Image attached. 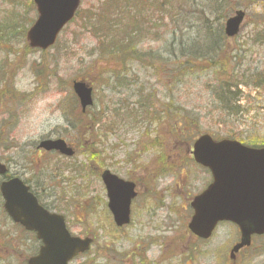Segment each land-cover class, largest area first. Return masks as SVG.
<instances>
[{
  "label": "rangeland",
  "instance_id": "rangeland-1",
  "mask_svg": "<svg viewBox=\"0 0 264 264\" xmlns=\"http://www.w3.org/2000/svg\"><path fill=\"white\" fill-rule=\"evenodd\" d=\"M28 2L0 0V161L11 176L28 180L51 211L65 217L72 234L94 238L89 253L73 264H264V238L255 240L252 248L230 260V249L239 240L234 226L219 225L206 242L194 239L187 229L192 215L189 203L211 181L208 172L192 161L193 141L211 131L210 135L217 139L236 134L234 139L244 145L264 147L260 144L261 138L264 139V106L258 110L254 124L247 121L254 113L240 118L247 124L242 121L232 127L230 123L218 124L220 118L215 117L203 85L212 81L209 72L198 75L179 90L170 87L174 77L169 80L164 69L154 74L150 68L128 62L132 72L129 82H125L120 75L121 65L102 62L92 55L96 49L93 38L75 22L61 33L52 49L45 52L29 49L25 33L36 13ZM96 2L82 0L80 10L86 11ZM237 10L245 13L240 32L232 39L226 38L219 63L225 70L231 67L235 75L249 68L252 73L254 68L264 67L262 43L250 46L248 42L256 23L264 22L260 16L264 8L259 5L235 9L225 20ZM10 24H15L14 28L24 26V30L20 27L7 30L5 27ZM244 42L248 45L240 47ZM149 48L151 54L164 58L165 51L159 43L142 49L147 52ZM237 49L241 52L237 53ZM232 55L238 59L233 61ZM225 59L228 62L224 65ZM101 70L118 73L120 87L128 84V89L107 84L115 76L109 78ZM219 72V77L224 78V69L219 68ZM74 80L92 86L94 105L88 116H79L80 109L71 90ZM249 88H242L244 95ZM140 94L152 96V115H145L148 108L140 111L137 98ZM255 98L252 92L249 100ZM168 100L174 107L190 112L183 117L188 118L185 121L191 128L184 130L183 135L174 130L182 118L169 113L164 118L167 115L163 104ZM249 102L255 105L257 100ZM171 112L178 114L173 107ZM90 118L100 124L91 135H84L83 130L93 122ZM70 119L77 121L75 128ZM46 138L67 141L76 149L74 157L36 151L38 142ZM104 170L137 185L131 222L121 231L113 229L105 207V193L99 180ZM146 239L148 249L136 252V244ZM36 249L33 236L12 225L0 212V264H26Z\"/></svg>",
  "mask_w": 264,
  "mask_h": 264
},
{
  "label": "trees",
  "instance_id": "trees-1",
  "mask_svg": "<svg viewBox=\"0 0 264 264\" xmlns=\"http://www.w3.org/2000/svg\"><path fill=\"white\" fill-rule=\"evenodd\" d=\"M28 5L31 9H35L31 0ZM259 5L264 8V0H97L90 9L86 11L79 9L68 26L74 22L81 24V27L88 31L95 42V55H92L97 59L104 60L102 62L112 61L114 64L121 65L123 70L120 75L125 82H129L128 77L132 72V66L128 62H133L141 68H150L154 74L164 69L169 80L174 77L170 87L175 89L196 80L198 75L209 72L212 81L203 83V85L211 98L214 115L220 118L217 119L218 124L222 122L223 126H228L227 124L230 123L229 125L232 127L240 121L242 124H247V121L254 124L258 118V110L263 109L264 67L254 68L252 73L249 68L235 75L236 71L231 67L225 70L224 66L219 64L224 43L227 41L223 34L222 22L235 9ZM260 16L264 17V11L260 13ZM14 25L10 24L8 27H4L7 30H13ZM256 25L257 28L250 34L251 39H248V42H250V46L262 43V47H264V28H262L264 22L260 25L256 23ZM17 27L24 30V26L18 25ZM17 27L14 29L17 30ZM10 33L12 32L10 31ZM192 33H194L193 36ZM152 43H159L163 47L164 58L151 54L150 48L147 50L148 53L142 49L143 46ZM246 43L244 42L240 47L248 45ZM235 51L238 53L241 52V49ZM242 52L248 53L247 51ZM232 56L233 61L238 59L237 55ZM226 62L228 61L225 59L224 65ZM127 64L128 66H126ZM219 68L224 69V78L219 77ZM101 72L109 74V78L110 75L115 76V80L111 78L109 83L106 81L107 84L121 86V82L116 77L118 73H112L113 71L110 70H101ZM247 79H250L251 82ZM127 87L128 84H123L120 88L128 89ZM184 87L186 88V86ZM243 87H250L246 95L242 91ZM142 92L144 93L143 90ZM252 92H255L257 102L249 100ZM137 98L140 111L145 107L148 108L145 115H152L154 109L151 102L152 96L140 94ZM249 101L256 102V104H248ZM242 104L244 105L240 106ZM132 105L135 107L136 104ZM163 105L167 115L164 118L168 117V113L182 118L178 120V125H174L175 132L178 130L180 135H183L184 130L191 128V125L185 121L188 118L183 117L184 113H190L187 112V109L177 105L174 107L171 100L166 101ZM172 107L175 108V111L177 109L178 114L171 112ZM90 109H87L84 114L79 112V116H88ZM132 111L136 112V110ZM250 113H254V116L247 121L240 119H244ZM90 119L93 122L83 130L84 135H91L93 128L100 124L97 119ZM70 121L73 128L78 125L76 120L70 119ZM176 121L177 119H174V123ZM231 127L230 131L234 132ZM210 132L206 131L207 134L212 133ZM235 135L227 138L234 139ZM251 140L256 141L258 138ZM260 144H264L263 138H261Z\"/></svg>",
  "mask_w": 264,
  "mask_h": 264
},
{
  "label": "water",
  "instance_id": "water-1",
  "mask_svg": "<svg viewBox=\"0 0 264 264\" xmlns=\"http://www.w3.org/2000/svg\"><path fill=\"white\" fill-rule=\"evenodd\" d=\"M81 0H32L36 20L25 38L31 49L42 51L52 47L61 30L73 19ZM244 13L236 11L228 18L224 34L232 38L239 32ZM72 90L84 112L93 105L92 88L79 81L72 82ZM38 149L56 151L71 157L73 151L63 140H44ZM193 160L206 168L212 183L190 203L193 215L188 230L200 239H208L218 222L227 221L240 229V242L231 252L250 245L252 235H264V149L250 148L236 141H213L203 135L193 144ZM0 163V176L6 173ZM100 179L107 197V208L117 227L129 223L130 203L136 196L135 185L124 182L104 171ZM19 179L0 184L3 208L8 217L26 231L34 232L41 246L27 264H68L80 253L89 250L90 238L71 237L64 218L46 212Z\"/></svg>",
  "mask_w": 264,
  "mask_h": 264
},
{
  "label": "flooded vegetation",
  "instance_id": "flooded-vegetation-1",
  "mask_svg": "<svg viewBox=\"0 0 264 264\" xmlns=\"http://www.w3.org/2000/svg\"><path fill=\"white\" fill-rule=\"evenodd\" d=\"M46 139H49V138H46ZM56 139V138H55ZM58 139V138H57ZM67 142V141H66ZM67 144H68V142H67ZM72 149H73V151H74V155H75V147H73L72 145H70V144H68ZM35 150L36 151H38V149H37V146L35 147ZM45 154H48V153H45ZM50 154H56V155H58L57 153H54V152H51ZM61 157V156H60ZM64 158V157H63ZM101 175V174H100ZM100 175H99V180H100ZM14 177H18L17 175H15ZM19 178H21V177H19ZM22 179V178H21ZM22 181H23V183L26 185V186H28V188H29V191L34 195V197L37 199V201H38V203H39V205L40 206H42V208L44 209V210H46L47 212H55V211H51L50 209H49V207L48 206H46L41 200H40V196H39V194H38V191L33 187V185L28 181V180H24V179H22ZM130 181V180H129ZM101 182V181H100ZM134 183V182H133ZM134 185H135V191H136V197H137V185L134 183ZM136 199V198H135ZM134 199V200H135ZM105 207H106V202H105ZM107 210V209H106ZM0 212H1V214L4 216V218H6V219H8V217L6 216V214H5V212H4V208H3V201H2V199H1V197H0ZM131 212H132V208H131ZM107 213H108V215H109V217H110V219H111V224L113 225V229L114 230H116V231H121V230H123L124 228H126V227H121V228H117V227H115V225L113 224V221H112V218H111V215H110V213L108 212V210H107ZM18 228H20L21 229V227H19V226H17ZM22 230V229H21ZM147 241H148V239H146V241L145 242H143L142 244H136V246H135V251L136 252H139V251H146L147 249H148V245H147ZM78 260V259H77ZM77 260H75V261H77ZM74 261V262H75Z\"/></svg>",
  "mask_w": 264,
  "mask_h": 264
}]
</instances>
